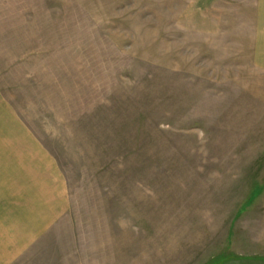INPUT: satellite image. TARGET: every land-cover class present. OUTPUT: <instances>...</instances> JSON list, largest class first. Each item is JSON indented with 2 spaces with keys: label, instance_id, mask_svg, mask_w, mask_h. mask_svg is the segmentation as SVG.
<instances>
[{
  "label": "rangeland",
  "instance_id": "obj_1",
  "mask_svg": "<svg viewBox=\"0 0 264 264\" xmlns=\"http://www.w3.org/2000/svg\"><path fill=\"white\" fill-rule=\"evenodd\" d=\"M0 264H264V0H0Z\"/></svg>",
  "mask_w": 264,
  "mask_h": 264
}]
</instances>
